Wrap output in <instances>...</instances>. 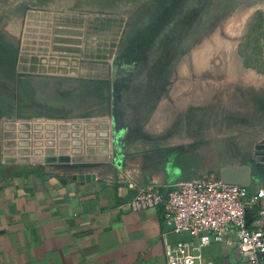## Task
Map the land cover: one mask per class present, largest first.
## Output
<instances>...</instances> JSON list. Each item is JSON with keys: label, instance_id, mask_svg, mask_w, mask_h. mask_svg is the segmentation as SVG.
<instances>
[{"label": "rangeland", "instance_id": "obj_1", "mask_svg": "<svg viewBox=\"0 0 264 264\" xmlns=\"http://www.w3.org/2000/svg\"><path fill=\"white\" fill-rule=\"evenodd\" d=\"M229 41L241 75L226 98L180 74L219 62ZM21 121L52 125L36 165L70 174L106 164L134 122L179 125L192 177L264 161V0H0V168L22 164L4 154L5 124Z\"/></svg>", "mask_w": 264, "mask_h": 264}, {"label": "crops", "instance_id": "obj_2", "mask_svg": "<svg viewBox=\"0 0 264 264\" xmlns=\"http://www.w3.org/2000/svg\"><path fill=\"white\" fill-rule=\"evenodd\" d=\"M138 124L121 129L106 164L81 172L93 175L90 179L40 164L0 168V264L166 263V239L189 234L174 232L163 207L130 211L120 206L141 187L166 190L192 177L197 149L185 143L179 125L138 134ZM229 167L249 169L251 190L264 186V161ZM253 214L248 210L249 221ZM203 255L213 264H248L225 241H213Z\"/></svg>", "mask_w": 264, "mask_h": 264}, {"label": "built area", "instance_id": "obj_3", "mask_svg": "<svg viewBox=\"0 0 264 264\" xmlns=\"http://www.w3.org/2000/svg\"><path fill=\"white\" fill-rule=\"evenodd\" d=\"M120 207L143 211L163 207L164 217L174 222L176 234L188 239L165 241V264H213L203 249L213 241H225L248 264H264V186L226 182L221 172L199 174L168 186L141 187ZM248 210L253 219L247 218Z\"/></svg>", "mask_w": 264, "mask_h": 264}, {"label": "water", "instance_id": "obj_4", "mask_svg": "<svg viewBox=\"0 0 264 264\" xmlns=\"http://www.w3.org/2000/svg\"><path fill=\"white\" fill-rule=\"evenodd\" d=\"M50 124L35 123L30 121L7 122L5 128V162L16 163L20 160L22 163H45L46 157L43 153L48 149L43 147V131L45 127H51ZM32 143L34 148H32ZM22 160V161H21ZM223 179L232 184L249 185L250 175L247 167H226L221 171ZM80 179L93 178L91 174L81 173ZM173 228L174 222H171Z\"/></svg>", "mask_w": 264, "mask_h": 264}, {"label": "bare ground", "instance_id": "obj_5", "mask_svg": "<svg viewBox=\"0 0 264 264\" xmlns=\"http://www.w3.org/2000/svg\"><path fill=\"white\" fill-rule=\"evenodd\" d=\"M63 1V0H62ZM239 3V2H238ZM59 4V3H58ZM66 4H68V3H66ZM65 4V5H66ZM233 4H236V3H233ZM239 5V4H238ZM239 7V6H238ZM234 9V8H233ZM238 10H240V9H238ZM242 10V9H241ZM222 11V10H221ZM224 12V11H223ZM227 12V11H226ZM247 12H249V11H247ZM231 13V12H230ZM238 13V12H237ZM240 13V12H239ZM227 14H228V12H227ZM216 16V15H215ZM224 16V15H223ZM230 16V15H229ZM245 16V15H244ZM209 17V16H208ZM236 17V16H235ZM239 17H241V16H239ZM223 18V17H222ZM219 19V18H218ZM241 19H242V17H241ZM226 20V19H225ZM238 20V19H237ZM244 19H242V21H243ZM217 21V20H216ZM220 21V20H219ZM221 22H223V20L221 21ZM230 22H232V20H230ZM214 23V22H213ZM222 24V23H221ZM220 23H219V25L218 26H222ZM13 25V24H12ZM202 25V24H201ZM213 26V25H212ZM227 27V26H226ZM207 28V27H206ZM219 29V28H218ZM225 29V28H224ZM221 30V29H220ZM222 31H225V30H222ZM226 31H228L227 29H226ZM211 33H213V32H211ZM240 33V32H239ZM237 34V33H236ZM235 34V35H236ZM228 36L230 35V34H227ZM231 35H232V37H233V35L234 34H232L231 33ZM197 37V36H196ZM225 46H224V51H223V49H221L215 56H214V58H216L217 56H219L220 57V61L219 62H217V60H215V61H212L211 63H209L210 65L209 66H207L206 68V70H205V68L202 66L201 68L200 67H198L199 69H196V68H192L191 70L189 69V70H187V71H183L182 69H180V74H183V72H185V73H187V75H189V77H190V75H192L194 78H196L195 79V81H197V82H193L192 83V85L191 86H200V83H201V85L202 86H210L212 89H216V90H218V92L220 93L219 95H221V96H223L224 97V93H226L228 90H229V82H228V79L229 80H231V79H233V78H231L230 79V73H233V72H235V73H237V74H239V75H241V68H240V65H239V62L238 61H234L233 59H231L230 58V56L232 55V51L230 52L227 48H231V47H234V42L233 41H229V42H226L225 44H224ZM190 47V46H189ZM187 48V47H186ZM226 48V49H225ZM187 51H188V49H187ZM197 51V50H196ZM196 51H194V52H196ZM202 52V51H201ZM217 52V51H216ZM236 54V53H235ZM238 54V53H237ZM203 56V55H202ZM206 56V55H205ZM204 58V57H203ZM202 58V59H203ZM231 61L233 62V65H231ZM192 63V62H191ZM174 69H175V71L177 70L178 71V73H179V64H176L175 66H174ZM182 70V71H181ZM206 72V73H205ZM206 75H210V77H211V80H209V82H208V84L207 83H204V77L206 76ZM249 75V74H248ZM246 76V75H245ZM260 76V75H259ZM253 79V78H252ZM53 81V80H52ZM56 82H58V81H56ZM240 82V81H239ZM187 83V82H186ZM191 83V82H190ZM231 83V82H230ZM260 83V82H259ZM251 85V84H250ZM255 85V84H254ZM188 86V85H187ZM246 86V85H245ZM244 86V87H245ZM248 86H249V84H248ZM88 87V86H87ZM196 87V88H197ZM232 87V86H231ZM235 87V86H234ZM233 87V88H234ZM243 87V88H244ZM43 88V87H42ZM179 88H181V86L180 85H177L176 87H175V89L177 90V89H179ZM245 88H247V87H245ZM248 88H250V87H248ZM253 88H255V87H253ZM84 89V88H83ZM102 89V88H101ZM185 89V88H184ZM82 90V89H81ZM85 90V89H84ZM236 90H237V88H236ZM244 90V89H243ZM251 90V89H250ZM254 90V89H253ZM243 92V91H242ZM100 93V92H99ZM215 93V92H214ZM228 93V92H227ZM47 94V93H46ZM53 94V93H52ZM98 94V93H97ZM236 94V93H235ZM99 95V94H98ZM101 95V94H100ZM50 96V95H49ZM242 97V96H241ZM48 98V97H47ZM217 98V97H216ZM224 98H226V97H224ZM50 99V98H49ZM62 99V98H61ZM55 100V99H54ZM71 100V99H70ZM226 100V99H225ZM243 100H244V98H243ZM75 101V100H74ZM79 101V100H78ZM218 101V100H217ZM216 102V101H215ZM227 102V101H226ZM228 105V104H227ZM217 109V108H216ZM109 146V145H108Z\"/></svg>", "mask_w": 264, "mask_h": 264}]
</instances>
